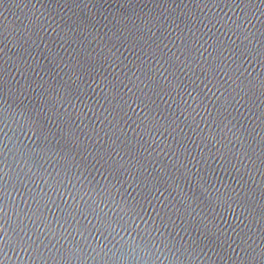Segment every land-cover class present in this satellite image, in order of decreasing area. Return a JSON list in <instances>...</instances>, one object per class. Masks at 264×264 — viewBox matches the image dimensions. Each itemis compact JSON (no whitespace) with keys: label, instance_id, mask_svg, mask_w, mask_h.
<instances>
[{"label":"water","instance_id":"water-1","mask_svg":"<svg viewBox=\"0 0 264 264\" xmlns=\"http://www.w3.org/2000/svg\"><path fill=\"white\" fill-rule=\"evenodd\" d=\"M0 264H264V0H0Z\"/></svg>","mask_w":264,"mask_h":264}]
</instances>
